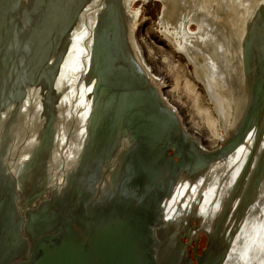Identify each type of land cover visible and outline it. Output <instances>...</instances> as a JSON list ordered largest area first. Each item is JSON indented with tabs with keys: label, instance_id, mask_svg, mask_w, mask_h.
Listing matches in <instances>:
<instances>
[{
	"label": "water",
	"instance_id": "1",
	"mask_svg": "<svg viewBox=\"0 0 264 264\" xmlns=\"http://www.w3.org/2000/svg\"><path fill=\"white\" fill-rule=\"evenodd\" d=\"M98 1L0 0V264H165L170 231L182 223V240L188 223L184 207H176L175 217L163 216L174 191L183 189L184 196V179L192 190L208 181L210 160L225 161L245 149L255 137L254 122L259 117L264 121V100L259 98L264 0H218L211 5L209 19L221 25L228 47L235 46L233 58L251 85L238 125L228 130L224 147L218 144L211 151L195 142L158 88L148 86L151 75L144 77V65L127 61L121 49L117 52L126 32L119 16L122 0H106L99 20L92 19V25L99 21L100 32L88 59L89 80L83 86L75 83L66 60L74 55V36H81L85 14ZM186 26L185 36H193ZM195 28L198 35L201 29ZM143 82L142 91L137 87ZM80 86L85 90L76 99ZM230 100L233 111L235 96ZM71 127L73 134L68 133ZM14 129L20 133L16 140ZM123 141L128 142L122 146ZM25 144L29 152L21 157ZM9 146L14 157L4 159ZM151 146L165 166L176 165L182 155V167L171 168L162 181L154 177ZM77 147L73 165L64 166ZM171 219L174 226L167 227ZM187 220L191 229L199 228L196 217Z\"/></svg>",
	"mask_w": 264,
	"mask_h": 264
},
{
	"label": "bare ground",
	"instance_id": "2",
	"mask_svg": "<svg viewBox=\"0 0 264 264\" xmlns=\"http://www.w3.org/2000/svg\"><path fill=\"white\" fill-rule=\"evenodd\" d=\"M137 1L122 0V12L119 16L121 17L122 27L126 29V32L121 37V46L116 48L117 52L121 49L122 52H125L124 55L127 61H132L133 63L137 61L144 65V77L147 79L151 75L150 80L148 78V86L158 88L159 94H162L165 100L171 104L174 113L179 117L183 127L187 128V132L194 138L195 142L207 151L215 149L218 144L221 145V148L224 147L228 130L235 129L238 125L241 110L244 109L249 101L251 85L247 80L246 74L236 62V57L233 58L235 46L228 47L230 45L229 42L223 41V35H221V25L216 24L212 18L209 19L210 11L212 10L211 5L218 3V0H212L211 3L204 2L206 0H160L163 7L159 22L162 27L161 34L174 51L182 56L185 66H190L189 75H184V93L190 97L189 100H184L186 105L184 110L181 109L178 102L170 98V93L174 92V88L180 84L178 81L180 75H176L175 82H170L165 73L160 74V71L152 66L150 60L158 58V56L156 48L148 42L146 36L141 34V9L133 5ZM141 1L146 2L149 0ZM105 2L106 0H99L96 2V6L91 8L87 15L85 14L81 36H74L76 45L74 55L72 59L66 60V67H70L75 83L78 82L80 83L79 85H84L87 82L86 80H89L87 67L90 64L92 44L96 42L100 32L99 18L96 17L106 9L107 4ZM230 10L234 13L233 17H235L236 11L234 8L232 9V5H230ZM189 13L192 14L190 17ZM185 15L189 17L187 22L184 21ZM92 19L98 20L92 25ZM191 21L196 24H192ZM212 21L216 24V29L209 36L210 31H212ZM183 23L187 25L188 33L193 36H185L182 30L184 29ZM196 26H198V30L201 29L198 35L197 31H195ZM195 37H197V40L193 42L192 40ZM84 43L87 45H84ZM196 50L201 51L202 55L199 51L198 54H195L193 51ZM213 57L218 61V66L216 64L217 61L213 62ZM165 59L167 58L164 57L163 62H165ZM159 61L162 63V60ZM215 72L217 75L211 76ZM84 73H87V75H84ZM114 73L116 74V72ZM81 74H83L82 77ZM207 75L208 77L210 75V78H207ZM83 76H85V82L82 80ZM260 77L261 85H259V88L261 94L259 98L263 102V69H260ZM254 80L255 90L258 91L255 74ZM79 85L76 84V87ZM111 85L110 82L109 87ZM82 86H80V89L76 88L75 90L76 99L79 93L85 90ZM88 87V90H90V85ZM199 87L203 91V94H201L205 97L206 107H199L197 104L198 95L201 96ZM137 88H141L143 91L144 82ZM123 90L121 89V91ZM90 91L92 92L93 90ZM234 91L238 94H235ZM233 95L236 98L234 102L236 107L232 111L230 99ZM92 99L93 97L91 101ZM59 112L64 113L63 107L59 109ZM198 114L201 115L200 120L204 123H200L197 117ZM27 117L31 119L29 110ZM259 119L260 121L254 122L255 127L252 130L255 137L248 142L249 145L245 149H238L232 158L224 159L225 161L216 158L211 159L210 162L212 163L209 162L208 168L205 170L209 174L207 177L208 181L202 183V185H192L194 186L193 190L191 186L186 187L184 179V196L182 194L183 189L179 191L176 189L170 198L171 202L167 203L166 209L163 211L165 218L175 217L174 215L178 214V208L176 209V207L180 206L179 209L184 207V222L188 221L189 223L187 218L190 215L199 220L200 226L198 229H191L190 223H187V225L184 224L183 230L187 237V243H190L191 239L200 234L209 238V243H211L209 247L207 240V246L204 247V251L202 250L203 253L201 252L195 257L200 264H264V151L262 153L259 152L261 148L264 149V144L260 147V142L264 143V135H262L264 134V121H261L262 117H259ZM176 131L177 129L174 128L172 133ZM73 132L72 127L68 129V133L73 134ZM19 134L17 129H14L13 139L16 140ZM127 142L123 141L122 146ZM72 144H76L75 140ZM195 146L192 144L194 149ZM24 148L23 151L18 153L21 157H24L29 152L27 144H25ZM149 149L151 151L149 156L151 157L152 170L155 175L153 176L156 177L157 175L160 181L163 180V176L171 174V168L176 170L182 167V155L179 156L176 165L173 166L166 163L165 166L155 147L151 146ZM6 150L4 159L7 156L14 157V147L9 146ZM77 151H79L78 147L74 148L68 158L63 161L64 166L73 165L77 159ZM191 154L195 155L194 152H191ZM154 158L155 161L153 162ZM252 165L254 166L253 168ZM222 170L224 172L221 175ZM210 177L211 180H209ZM232 188L234 191L224 204V198H226ZM242 190L243 192L240 193ZM189 195L190 198L188 197ZM223 215L227 217L225 224L222 222ZM171 222L172 219L170 223H167V227L169 225L174 226V223ZM182 226L183 224L181 223L178 228L176 226L173 229L171 228L172 230L170 229L169 235L171 237L165 241V257L167 259L165 264H190L189 245L186 247V240H181L179 237ZM202 230L204 232L201 233ZM210 233L213 234L210 235ZM156 250L152 252L151 256L154 259L156 258Z\"/></svg>",
	"mask_w": 264,
	"mask_h": 264
},
{
	"label": "rangeland",
	"instance_id": "3",
	"mask_svg": "<svg viewBox=\"0 0 264 264\" xmlns=\"http://www.w3.org/2000/svg\"><path fill=\"white\" fill-rule=\"evenodd\" d=\"M133 5H135L136 7H140L141 9V34L146 36L148 42L156 48V54L158 58L150 60L154 69L159 70L160 74L165 73L168 76L170 82H175L176 75H180L178 79L180 84H178L174 88V92L170 93V98L175 102H178L181 109L184 110L186 107V105L184 104V100H189L190 98L189 95L184 93V75H189L188 71L190 66H185L182 56L174 51L172 46L169 45L165 37L161 34L162 27L159 24L162 12L161 2L159 0H149L146 2L138 0ZM164 57L167 58L165 59V62H163ZM159 60H162V63ZM199 90V94H203L201 87H199ZM202 94L201 96L198 95L201 100L198 97L197 104L199 105V107H206V100H204L205 97ZM197 117L199 118L198 120L200 121V123H204L200 120V114H198ZM193 225L195 226L196 223L193 222ZM182 240H186V247L187 245H189L188 252L191 263L196 264L195 257L197 254H201L202 250L206 246V237L203 234H200L197 240L191 239L190 243H187L186 237L182 238Z\"/></svg>",
	"mask_w": 264,
	"mask_h": 264
}]
</instances>
